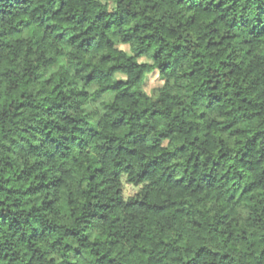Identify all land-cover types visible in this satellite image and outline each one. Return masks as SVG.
I'll return each mask as SVG.
<instances>
[{
    "label": "trees",
    "instance_id": "obj_1",
    "mask_svg": "<svg viewBox=\"0 0 264 264\" xmlns=\"http://www.w3.org/2000/svg\"><path fill=\"white\" fill-rule=\"evenodd\" d=\"M0 264H264V0H0Z\"/></svg>",
    "mask_w": 264,
    "mask_h": 264
},
{
    "label": "rangeland",
    "instance_id": "obj_2",
    "mask_svg": "<svg viewBox=\"0 0 264 264\" xmlns=\"http://www.w3.org/2000/svg\"><path fill=\"white\" fill-rule=\"evenodd\" d=\"M123 50H127L126 47H122ZM65 60H66V56L61 57L58 62L51 66L50 71L53 72L57 69V67L60 64H65ZM140 62H143V60H140ZM162 85V82L158 79V76L156 73H152L150 75H148L144 81V85H143V90L145 93L150 94L151 91L154 88H158ZM95 90L94 87L88 88L87 91L90 93H93ZM112 100V96L111 95H106L100 99H97L93 102L90 103V105L88 106V108L85 109L86 113H91L95 110H98V112L100 114L103 113L104 108L102 104L108 103ZM95 123L96 121L93 122V126L95 127ZM138 188H135L133 186L127 185L124 181H123V195L124 198H128L132 195H134L137 192Z\"/></svg>",
    "mask_w": 264,
    "mask_h": 264
}]
</instances>
